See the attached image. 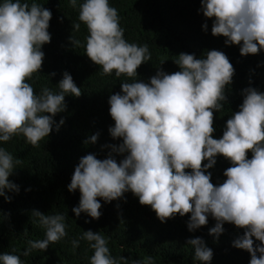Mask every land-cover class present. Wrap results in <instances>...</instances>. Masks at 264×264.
<instances>
[{
    "label": "clouds",
    "instance_id": "1",
    "mask_svg": "<svg viewBox=\"0 0 264 264\" xmlns=\"http://www.w3.org/2000/svg\"><path fill=\"white\" fill-rule=\"evenodd\" d=\"M69 3L76 7L77 0ZM201 10L204 17L214 18L213 36L226 37L229 45L242 44L241 56L264 49V0H201ZM51 17V11L35 0L31 4L27 0L0 3V142L23 135L30 145L38 146L52 131V117L65 110V95H81L68 73L57 85L58 92L44 87L37 94L27 82L42 67L41 47L51 40ZM78 19L88 32L87 57L103 74L126 76L132 82L122 83V94L109 98L115 122L109 132L123 143L108 147L127 155L119 163L111 155L99 160L88 154L80 160L68 185L69 192H80L79 206L72 209L75 215L86 213L99 219L98 198L111 202L130 191L141 205L150 206L162 223L176 214H190L188 229L192 231L205 226L211 214L217 222L209 231L212 236L219 237L225 222L244 229L243 237L233 246L250 253V264H264V93L245 89L239 111L227 120L222 138L214 139V111L222 110L225 87L234 75L223 52L208 51L201 59L181 53L174 59L180 71H158L150 83L136 82L137 69L151 59V53L147 44L140 46L124 38L117 9L109 0H84ZM73 27L79 30L80 23ZM72 42L80 45L79 40L72 38ZM97 138L98 134L93 135L91 143ZM218 155L232 166L225 170L224 182L216 186L211 173H205ZM14 169V157L0 147V197L6 189L19 191L8 179ZM32 216L46 231L43 240L29 242L30 249L46 250L67 235L63 214L33 211ZM253 238L260 242L258 247H254ZM80 239L94 250L90 264H120L111 256L108 240L101 233L89 230ZM72 243L76 247L79 241ZM188 245L194 249L195 261H211L212 250L203 240L190 239ZM0 264L22 261L18 255L3 253ZM144 264H152V258L147 257Z\"/></svg>",
    "mask_w": 264,
    "mask_h": 264
},
{
    "label": "trees",
    "instance_id": "2",
    "mask_svg": "<svg viewBox=\"0 0 264 264\" xmlns=\"http://www.w3.org/2000/svg\"><path fill=\"white\" fill-rule=\"evenodd\" d=\"M27 2L31 4L33 0ZM35 2L52 13L48 27L51 40L41 47L44 59L40 72L27 82L37 94L44 87L58 92L57 85L68 73L81 89V95H65V110L52 117V131L38 146L30 145L23 135L0 142V147L14 157L15 169L8 179L19 189H6L5 196L0 197V254L18 255L22 264H90L94 250L88 241L80 239L83 232L90 230L105 236L111 256L120 264H144L147 257L152 258V264H204L194 260V249L188 245L195 238L212 250L207 264H250V253L233 246L234 241L243 237L244 229L225 222L219 237L212 236L209 231L217 222L211 214L205 226L192 231L188 229L190 214H176L162 223L151 207L141 205L130 191L111 202L98 198L99 219L86 213L75 215L72 209L79 206L80 192H69L68 185L80 160L88 154L99 160L111 155L119 163L127 155L114 153L108 147L123 143L122 138L113 139L109 132L115 123L109 112V98L122 94L121 84L132 81L126 76L117 78L115 73L103 74L85 54L88 32L78 19L84 0H77L76 7L69 0ZM109 4L117 9L124 38L140 46L147 44L151 53V59L137 69L136 82L150 83L158 71H180L174 59L181 53L201 59L206 58L208 51L216 50L228 57L234 75L225 87L222 110L214 111V139L222 138L227 120L239 111L245 89L264 93V49L256 55L241 56L242 44L229 45L226 37L213 36L214 18L204 17L201 0H109ZM77 23L79 30L73 27ZM72 38L79 40L80 45L74 46ZM97 134V141L91 143L90 138ZM251 157L248 152L247 158ZM17 159L19 164H15ZM215 159V165L205 174L211 173V182L219 186L232 164L220 155ZM33 211L63 214L67 235L49 244L46 250L30 249L29 242L43 240L46 231L32 216ZM73 240L79 241L78 246H73ZM253 241L254 247L260 245L255 238ZM121 257L126 260H120Z\"/></svg>",
    "mask_w": 264,
    "mask_h": 264
}]
</instances>
